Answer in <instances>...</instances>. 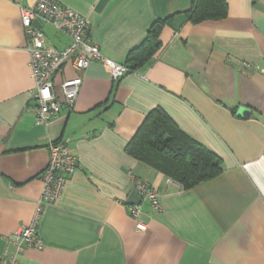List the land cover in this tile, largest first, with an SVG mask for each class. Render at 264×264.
Wrapping results in <instances>:
<instances>
[{"label":"crops","instance_id":"obj_1","mask_svg":"<svg viewBox=\"0 0 264 264\" xmlns=\"http://www.w3.org/2000/svg\"><path fill=\"white\" fill-rule=\"evenodd\" d=\"M0 0V254L32 220L48 146L65 141L78 164L43 207L40 250L17 264H264V0H226L227 16L191 24L192 0H54L84 16L90 39L119 64L156 20L171 17L160 48L112 81L91 62L71 110L36 125L33 80L19 7ZM47 45L70 39L40 22ZM66 65L54 78L73 77ZM152 109L212 151L222 172L191 189L131 157L126 145ZM136 177L158 191L139 203L143 232L125 203Z\"/></svg>","mask_w":264,"mask_h":264},{"label":"built area","instance_id":"obj_2","mask_svg":"<svg viewBox=\"0 0 264 264\" xmlns=\"http://www.w3.org/2000/svg\"><path fill=\"white\" fill-rule=\"evenodd\" d=\"M19 18L29 54L30 75L33 88L30 99L34 103L36 125H45L57 117L63 108L71 110L83 80V73L91 62L101 63L112 81H118L128 73L123 64L104 57L98 46L92 43L87 19L69 7L54 0H39L30 7H19ZM38 20L51 25L70 39L63 49L46 44L44 33L33 21ZM68 65L73 77L63 78L56 89L54 78ZM78 164L65 141L52 142L48 146V163L41 173L42 190L36 201L32 220L27 226L20 227L5 238L6 246L0 254V264H17L18 255L25 249L40 250L43 241L37 233V223L43 207L54 204L61 196L66 179L74 172ZM168 181H170L168 179ZM133 190L146 201L153 212H160L162 205L158 191L139 178L133 177ZM130 216L136 221V230L143 232L146 224L141 220L140 205H127Z\"/></svg>","mask_w":264,"mask_h":264},{"label":"trees","instance_id":"obj_3","mask_svg":"<svg viewBox=\"0 0 264 264\" xmlns=\"http://www.w3.org/2000/svg\"><path fill=\"white\" fill-rule=\"evenodd\" d=\"M226 0H192L186 18L191 24L219 21L227 16ZM171 17L156 20L141 42L130 49L124 66L135 71L152 59L160 48L159 35ZM137 161L188 190L222 172L220 159L204 145L181 131L160 109H152L126 145Z\"/></svg>","mask_w":264,"mask_h":264},{"label":"water","instance_id":"obj_4","mask_svg":"<svg viewBox=\"0 0 264 264\" xmlns=\"http://www.w3.org/2000/svg\"><path fill=\"white\" fill-rule=\"evenodd\" d=\"M33 24L37 27L40 28L41 24L38 20L33 21ZM141 201V197L138 195L136 190H132L125 201L127 205H133V204H139Z\"/></svg>","mask_w":264,"mask_h":264}]
</instances>
